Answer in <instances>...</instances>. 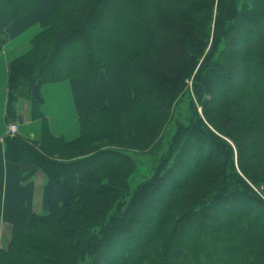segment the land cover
I'll return each instance as SVG.
<instances>
[{"label":"trees","instance_id":"trees-1","mask_svg":"<svg viewBox=\"0 0 264 264\" xmlns=\"http://www.w3.org/2000/svg\"><path fill=\"white\" fill-rule=\"evenodd\" d=\"M44 1L0 0V18ZM39 25L9 64L5 123L26 100L40 137L5 135L4 158L76 187L0 264H264V0H57ZM123 65L130 107L90 111L70 142L50 132L40 86Z\"/></svg>","mask_w":264,"mask_h":264},{"label":"crops","instance_id":"crops-1","mask_svg":"<svg viewBox=\"0 0 264 264\" xmlns=\"http://www.w3.org/2000/svg\"><path fill=\"white\" fill-rule=\"evenodd\" d=\"M56 2L57 0H45L12 24L0 18V27L9 35L0 51V248H4L14 235L23 231L31 214L58 209L61 203L71 198L76 187L73 176L65 177L59 184H52L36 167L8 162L3 153V137L7 131L5 114L9 64L29 50L31 39L42 29L39 19ZM130 74L131 67L123 65L108 75L100 73L95 85L67 79L40 86L37 95L44 101L42 113L50 132L55 137L70 142L80 134L79 118L90 111L105 106L130 107L133 100ZM16 107L18 116L14 122L18 125L17 134L37 140L40 137L41 122L30 118L29 102L19 100ZM148 169L147 164L139 162L133 177H146Z\"/></svg>","mask_w":264,"mask_h":264},{"label":"rangeland","instance_id":"rangeland-1","mask_svg":"<svg viewBox=\"0 0 264 264\" xmlns=\"http://www.w3.org/2000/svg\"><path fill=\"white\" fill-rule=\"evenodd\" d=\"M20 100H22V99H20ZM186 107H187L186 103H182L181 106L179 107V109H178L179 111L178 112L180 114V118H183V116L186 114ZM2 123L4 124V121ZM142 169L145 170V168H142ZM139 178H141V177H139Z\"/></svg>","mask_w":264,"mask_h":264},{"label":"built area","instance_id":"built-area-1","mask_svg":"<svg viewBox=\"0 0 264 264\" xmlns=\"http://www.w3.org/2000/svg\"><path fill=\"white\" fill-rule=\"evenodd\" d=\"M8 130H9V133H11V134L15 133L17 130L16 125H14V124L9 125Z\"/></svg>","mask_w":264,"mask_h":264}]
</instances>
